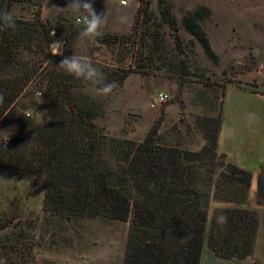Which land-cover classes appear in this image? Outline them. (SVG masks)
I'll use <instances>...</instances> for the list:
<instances>
[{"label":"rangeland","instance_id":"1","mask_svg":"<svg viewBox=\"0 0 264 264\" xmlns=\"http://www.w3.org/2000/svg\"><path fill=\"white\" fill-rule=\"evenodd\" d=\"M41 1V7L16 4L10 12L25 21H49L55 27L52 33H59L56 40L63 42V56L58 57L86 55L100 71L102 66L116 73L130 70L122 83L114 81L118 88L108 96L97 91L102 83L81 81L98 104L97 120L105 127L108 146L113 137L142 141L157 125L167 142L175 140L178 132L186 147L199 149L204 139L196 119L213 115L211 108L220 105L225 130L237 137L229 149L231 156L256 168L259 176L264 169L263 109L251 101L261 100L252 98L247 114L235 110L234 96L225 105L224 100L229 85L254 92L264 89V0H165L172 22L164 19V0H129L127 7L119 6V0H109L107 6L106 0H94L95 11H104L107 17L95 46L77 39L82 25L65 8L69 0ZM197 11L210 50L187 28L185 19ZM121 16L127 17L126 22ZM58 71L72 76L60 67ZM37 81L30 89L43 92ZM37 93L33 100L41 104ZM161 93L168 95V102L152 106ZM37 104L27 112L39 122L47 121L52 110ZM9 143L5 138L3 146ZM218 152L225 154L219 147ZM106 153L108 166L115 170L116 158L109 150ZM253 192L250 187L245 204L259 211L253 253L244 259H223L205 244L203 264H264V200L258 205ZM44 197L45 182L35 172L0 165V264L124 263L129 221L60 216L44 209ZM223 205L212 202L211 208Z\"/></svg>","mask_w":264,"mask_h":264},{"label":"trees","instance_id":"2","mask_svg":"<svg viewBox=\"0 0 264 264\" xmlns=\"http://www.w3.org/2000/svg\"><path fill=\"white\" fill-rule=\"evenodd\" d=\"M162 3L164 19L172 22L167 2ZM16 4L41 7L42 1L0 0V11ZM200 16L197 11L185 22L210 50ZM14 17L15 32L0 30V165L43 178L46 211L129 221L123 264H200L205 244L219 258L250 256L260 225L259 211L245 207L252 172L218 152L223 108L215 105L213 115L197 117L204 142L196 150L186 147L178 132L167 142L157 125L142 141L113 137L108 146L105 127L97 120L98 104L85 91L87 83L60 73L64 57L50 53L58 31L52 35L55 27L49 21ZM101 72L108 81L122 83L130 70L116 73L102 66ZM36 79L43 92L30 89ZM37 92L41 104L33 100ZM36 104L52 110L47 121L27 116ZM5 138L10 140L7 147ZM108 150L117 160L115 170L108 166ZM263 172L257 179L258 205L264 200ZM212 202L224 205L212 209ZM220 214L228 217L226 225H217Z\"/></svg>","mask_w":264,"mask_h":264},{"label":"clouds","instance_id":"3","mask_svg":"<svg viewBox=\"0 0 264 264\" xmlns=\"http://www.w3.org/2000/svg\"><path fill=\"white\" fill-rule=\"evenodd\" d=\"M109 0H106V6ZM129 0H119V6L127 7ZM77 17V23L82 25L81 31L77 39L81 43L95 46L98 43L99 37L103 36V28L107 24L105 12L97 13L94 9V0H69L65 7ZM121 22H126L127 17L121 16ZM18 28L14 15L7 10L0 11V30H11L15 32ZM54 36L55 33L53 32ZM53 56H63V42L54 40L51 44V52ZM69 75L77 79L91 81L96 84L102 83V86L97 89L98 93L108 96L118 88L116 82H106L102 72L94 65L91 57L86 55L65 56L58 65ZM4 96L0 93V104H3ZM43 103V102H42ZM252 115L249 119L251 120ZM216 223L219 226L226 225L228 217L224 214L215 217Z\"/></svg>","mask_w":264,"mask_h":264},{"label":"crops","instance_id":"4","mask_svg":"<svg viewBox=\"0 0 264 264\" xmlns=\"http://www.w3.org/2000/svg\"><path fill=\"white\" fill-rule=\"evenodd\" d=\"M232 96L235 97V110L238 111L239 113L241 112H245V114L249 113L248 110L246 109L247 106H249V104H247L248 102H250L252 100V98H256L261 100V103H252L251 101V104L253 106L255 105H258L260 106L263 110H262V113H263V129H262V143H264V89L263 91L261 92H257V91H251V90H247V89H244L242 87H238L236 85H229L228 86V89H227V92H226V97H225V100H224V105L226 104V101ZM263 106V107H262ZM259 108V107H258ZM244 109H246L245 111H243ZM237 137L234 136V133L232 134L231 132H228L225 130V127H224V124L222 123V126H221V130H220V134H219V148H220V151H222L223 153H225L226 155H228L229 159L234 162L235 164L243 167V168H246V169H249L250 171L253 172V177H252V186H251V190H252V193H254L253 191L256 190V193H257V179H258V176H257V172H255V169L256 168H249L247 166H244L243 164L239 163L238 161H236L232 156H231V153H230V147L233 145L236 144V139ZM215 259L213 260V263H215ZM201 264H203V261L201 260Z\"/></svg>","mask_w":264,"mask_h":264},{"label":"built area","instance_id":"5","mask_svg":"<svg viewBox=\"0 0 264 264\" xmlns=\"http://www.w3.org/2000/svg\"><path fill=\"white\" fill-rule=\"evenodd\" d=\"M76 21H77V19H76ZM38 93L41 94L40 92H38ZM168 98L169 97L166 93H161L160 95H158L156 98L153 99L152 106L163 105V104L168 102ZM27 116H30L29 112H27Z\"/></svg>","mask_w":264,"mask_h":264}]
</instances>
